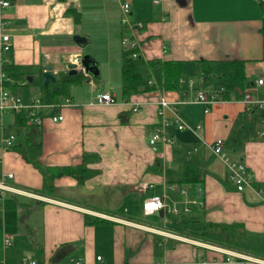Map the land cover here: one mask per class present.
<instances>
[{
  "label": "crops",
  "instance_id": "0c3cea01",
  "mask_svg": "<svg viewBox=\"0 0 264 264\" xmlns=\"http://www.w3.org/2000/svg\"><path fill=\"white\" fill-rule=\"evenodd\" d=\"M120 1L9 0L1 8V32L8 33L10 48L0 50V64L20 66L26 72L22 78L8 77L6 83L23 101L41 98L43 64L50 65L55 76L46 81L50 87L69 74L71 59L84 52L96 59L98 75L76 71L69 75L79 74L78 79L69 78L54 101L40 99L47 104L40 109V160L64 166L79 164L85 156L87 167L95 173L82 183L62 175L54 179L51 196L41 194L39 170L14 148L3 147L2 136L7 134L14 135L13 143L22 141L16 112L1 116L0 181L6 187L0 189V264H23L26 258L37 264L76 260L81 264H256L240 257L226 262L227 252L247 254L201 242L187 228V234L179 232L163 211L144 214L146 194L135 186L149 181L154 187L148 194L164 192L170 199L180 198L169 186H184L179 183L184 160L197 157L205 220L236 223L264 240V126L260 123L257 135L239 149L224 147L231 159L243 162L253 174L251 185L238 190L211 144L218 138L227 140L239 120L251 130L249 113L241 101L218 102L206 113L191 101L196 89L216 88L222 61H243L250 84L264 76L260 32L264 0H125L130 3L131 19L143 23L135 37L143 59L181 60L182 79L187 72L189 80L190 74L201 76L192 79L194 89L181 81L182 89L165 90L160 69L145 64L140 72L156 88L127 99L120 97L121 39L129 34L120 24ZM75 34L88 39L84 47L73 41ZM201 60L210 65L206 79ZM218 63L220 69L213 71ZM106 90L115 95V104L96 102L95 95ZM160 97L178 102L181 120L200 128L178 129L171 111L165 109L163 130L171 142L152 147L149 139L161 126ZM64 99H69L66 105ZM56 112L63 119L53 122L50 117ZM86 217L92 222L86 223ZM96 217L102 221H93ZM5 234L12 236L9 245L3 242ZM257 258L264 260V252Z\"/></svg>",
  "mask_w": 264,
  "mask_h": 264
},
{
  "label": "trees",
  "instance_id": "16d2710c",
  "mask_svg": "<svg viewBox=\"0 0 264 264\" xmlns=\"http://www.w3.org/2000/svg\"><path fill=\"white\" fill-rule=\"evenodd\" d=\"M70 10V9H69ZM71 11V10H70ZM72 12V11H71ZM77 19V13L73 12ZM260 32L264 38V18L260 27ZM122 43V42H121ZM137 52V47L127 48L122 44V52L120 58V97L127 99L132 94L140 91L153 90L156 85L152 83L151 78L142 76L140 67L147 64L150 67H158L162 77V88L165 90L182 89V64L181 60H144L138 54L132 57V53ZM201 74L204 79L210 77V65L208 61L201 60ZM3 70L10 78H22L24 73L20 70V66L12 64H3ZM80 75L64 76L61 81L55 82L52 87L48 83L40 81L41 100L45 102L54 101L55 94H61L66 82L69 78L78 79ZM216 88L220 87V91L224 98H233L237 96L236 88H244L250 84L245 71L244 62L241 60H226L221 62V72L216 76ZM7 83V82H6ZM249 113V122L254 127L250 130L244 129L240 120L237 121L230 136L225 140L224 147L229 151L239 149L244 141L253 138L260 130V114L256 110L246 111ZM15 123L22 129V141L12 143L9 148H14L22 158L32 164L39 170L42 175V187L40 193L45 196H51L54 190V179L62 175H70L74 177L78 183H82L95 173V170L87 167V158L84 156L79 164L50 166L41 162V125L28 123L27 113L23 110L16 112ZM179 183L187 189V197L195 199V203L189 204V211H180L177 214H169L174 225L178 227L179 232L186 230L192 232V235L201 242L217 245L223 248L234 250L237 252L250 253L254 257L263 256L264 240L261 235H255L240 228L236 223H216L205 220L204 208V191L203 177L200 170L199 160L197 157H191L184 160L182 178ZM183 196L180 195V198ZM88 217V216H87ZM86 223L92 222L87 220ZM95 222L102 221L99 218H93ZM183 229V230H182ZM187 231V230H186ZM185 232V231H184ZM186 234L188 232H185ZM155 249L159 248L158 241L154 242ZM61 249V248H60ZM57 251V250H56Z\"/></svg>",
  "mask_w": 264,
  "mask_h": 264
},
{
  "label": "built area",
  "instance_id": "2783aa9c",
  "mask_svg": "<svg viewBox=\"0 0 264 264\" xmlns=\"http://www.w3.org/2000/svg\"><path fill=\"white\" fill-rule=\"evenodd\" d=\"M155 3H158L159 0H154ZM9 5V0H0V11L1 8ZM130 3L128 1H120V24L128 31V35H124L121 39L122 44L127 48L137 47V52L132 53V57H136L140 54L138 41L135 39L136 31L143 27L142 21H134L131 19V9ZM1 14H0V50L7 51L10 48L9 35L8 33L1 32ZM141 55V54H140ZM74 64V69L76 71H82L85 73L84 67L81 65L78 56H74L71 61ZM9 80L5 71L0 64V118L3 114L7 112H18L25 111L28 116V123L41 124L42 116L40 115V109L47 106L44 102L40 100L39 97L32 96L28 101H23L22 98L11 91L6 82ZM188 89H194V81L188 80L187 83ZM222 88L213 89V90H204L196 89L191 101L196 102L201 105L202 111L204 113L208 112L210 107L218 102L223 101H241L246 110H256L259 114V121L261 125L264 126V76L260 75L252 84L245 86L244 88H236V97L224 98L221 94ZM96 102L99 104H115L116 97L109 90L98 93L95 95ZM69 99H64L63 104H67ZM159 102L162 106V109L159 111L161 115V126L156 128L149 139V144L154 147L157 143L166 144L171 142L170 137L164 132L163 125L166 124L167 119L165 116V109H169L172 113V119L176 124L178 129L188 128L192 131L200 128V124H197L193 128L184 123L177 111L176 104L178 102L172 101L169 102L164 99V97L159 98ZM51 120L53 122H58L63 119V115L60 112H56L51 115ZM14 140V135L7 134L2 136V142L4 148H9L12 145ZM224 140L221 138L216 139L211 144L212 151L220 156L228 167L230 173L229 177L235 183L238 190H242L246 186H250L253 181L252 171L241 161L231 159L224 150ZM8 177H11V173H7ZM6 186L3 185V182L0 181V189L4 190ZM154 187V184L149 181H139L137 182L135 188L138 192L146 194V197L143 200V213L151 214L157 211H163L165 214H177L180 211L188 212L189 204L195 203V199H190L187 197V189L184 186H179L178 184L170 185V189L177 194L183 196L182 198L170 199L166 193H151L148 194V191ZM12 241V236L5 234L3 242L5 245H9ZM232 257L241 258L243 261L264 264V260L255 258L249 255H241L235 252H227L226 262H232ZM98 260L100 256L96 257ZM23 264H37L36 260L32 258H26L23 261ZM74 264H81L79 260H76Z\"/></svg>",
  "mask_w": 264,
  "mask_h": 264
},
{
  "label": "water",
  "instance_id": "95a60500",
  "mask_svg": "<svg viewBox=\"0 0 264 264\" xmlns=\"http://www.w3.org/2000/svg\"><path fill=\"white\" fill-rule=\"evenodd\" d=\"M73 41L77 43L80 47H84V45L88 42V39L84 35L75 34L73 36ZM79 61L84 67V70L87 74L91 76L98 75V63L91 54L87 52L82 53L79 56ZM68 67L70 68V70L68 71L69 74H74L76 72L73 63H69ZM43 69L44 70L42 72V78L44 83H46L47 79L55 80V76L53 71L51 70L50 65L43 64Z\"/></svg>",
  "mask_w": 264,
  "mask_h": 264
},
{
  "label": "rangeland",
  "instance_id": "374dc122",
  "mask_svg": "<svg viewBox=\"0 0 264 264\" xmlns=\"http://www.w3.org/2000/svg\"><path fill=\"white\" fill-rule=\"evenodd\" d=\"M219 69H220V63H218V65H214V66H213V71H214V70H219ZM141 71H142L143 74H145V71H143L142 69H141ZM187 73H188V72H187ZM187 73H186V79H185V80L182 79V80H181L182 82H184V81L187 82V81L189 80V79H187V78H188V75H189V74H187ZM190 75H191V78H192L193 80H196V81H198V78H197V77H199V79L201 78L200 73H198V74L195 73V74H190ZM192 79H191V80H192ZM247 111H249V110H247ZM242 253H245V252H242ZM245 254H247V255H249V256H253V255L250 254V253H245ZM253 257H254V256H253ZM255 258H257V257H255Z\"/></svg>",
  "mask_w": 264,
  "mask_h": 264
}]
</instances>
